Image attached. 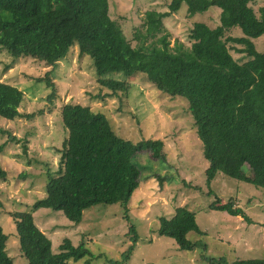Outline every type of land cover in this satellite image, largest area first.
<instances>
[{
    "label": "trees",
    "instance_id": "obj_1",
    "mask_svg": "<svg viewBox=\"0 0 264 264\" xmlns=\"http://www.w3.org/2000/svg\"><path fill=\"white\" fill-rule=\"evenodd\" d=\"M254 3L256 0H173L165 13L146 12L144 33L137 31L134 40L139 45L134 46L112 19L109 0H0V53L14 61L31 58L51 68L39 79L51 87L50 74L74 46L79 55L93 61L99 84L114 96L128 95L129 83L103 79L106 74L145 75L160 92L189 102L208 162V185L223 174L264 189V52L259 53L254 44L264 36V7L257 16ZM183 5L190 18L220 9L219 26L212 29L195 23L189 32V45L180 41L172 45L164 20ZM234 29H240L243 37H226ZM232 51L241 58L234 59ZM13 64L6 65L3 72ZM24 100L25 94L17 86L0 81V118L9 122L31 118L20 112ZM61 120L68 133L61 151V170L57 177L49 178L47 196L34 204V212H62L70 222L80 224L86 210L119 204L129 221V204L141 181L136 157L149 152L151 158L165 162L164 142L134 144L120 138L107 115L94 112L90 106L67 104L61 110ZM4 147L0 145V155ZM6 180L7 172L0 162V182ZM210 208L233 217L245 216L231 200L223 204L217 199ZM11 216L28 264H71L92 256L85 243L74 247L69 240L54 253L51 240L36 225L32 213ZM190 233L203 234L196 215L185 207L178 208L170 219H160L159 236L173 239L181 251H205L203 242L188 239ZM129 236L132 244L122 254V264L129 262L139 241L134 226L129 228ZM7 241L0 226V264H13ZM205 260L228 264L208 257ZM231 264H264V259Z\"/></svg>",
    "mask_w": 264,
    "mask_h": 264
},
{
    "label": "rangeland",
    "instance_id": "obj_2",
    "mask_svg": "<svg viewBox=\"0 0 264 264\" xmlns=\"http://www.w3.org/2000/svg\"><path fill=\"white\" fill-rule=\"evenodd\" d=\"M173 0H109L110 15L134 46L138 30L144 33L148 11L165 13ZM256 15L264 0L252 5ZM221 10L212 8L190 18L187 6L164 20L171 44H190L189 32L195 23H205L214 29L220 24ZM243 37L240 29L226 37ZM150 43H147V45ZM259 53L264 52V36L254 40ZM241 48V47H239ZM234 59L242 55L231 52ZM12 69L3 72L6 65ZM51 68L31 58L14 61L0 53V81L17 86L25 94L20 112L24 116L15 122L0 118V145H5L0 162L7 180L0 182V226L6 234L7 252L13 264H28L20 251L16 224L12 214L29 212L39 229L51 240L54 253L69 240L74 247L85 243L92 256L71 264H122V254L131 246L129 228H136L139 241L126 264H211L210 259L231 264L237 260L264 259V189L218 174L208 185V162L197 135L189 102L160 92L146 76L137 74H106L103 79L127 81L128 95L114 96L98 82L93 61L79 55L77 46L59 62L50 74L54 86L46 77ZM67 104L90 106L94 112L107 115L115 133L134 144L147 140H162L166 161L151 158L141 152L135 163L141 167L140 187L129 204V221L118 204L98 205L84 212L80 224L70 222L62 212L50 209L33 210L34 204L46 198L49 178L61 170L63 142L68 136L61 120V110ZM11 138L15 140H11ZM163 179V180H162ZM241 209L245 216L233 217L214 211L217 200ZM185 207L196 215L203 234H188L192 242H203L206 250L181 251L173 239L158 235L161 218H172L176 210Z\"/></svg>",
    "mask_w": 264,
    "mask_h": 264
}]
</instances>
